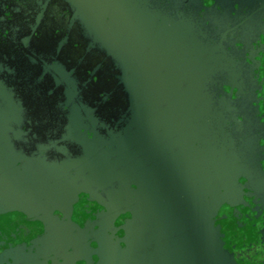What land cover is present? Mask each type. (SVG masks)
<instances>
[{
	"label": "flooded vegetation",
	"instance_id": "af4514ba",
	"mask_svg": "<svg viewBox=\"0 0 264 264\" xmlns=\"http://www.w3.org/2000/svg\"><path fill=\"white\" fill-rule=\"evenodd\" d=\"M0 264H264V0H0Z\"/></svg>",
	"mask_w": 264,
	"mask_h": 264
}]
</instances>
